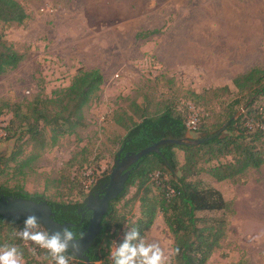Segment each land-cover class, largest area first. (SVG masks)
<instances>
[{
	"label": "rangeland",
	"instance_id": "obj_1",
	"mask_svg": "<svg viewBox=\"0 0 264 264\" xmlns=\"http://www.w3.org/2000/svg\"><path fill=\"white\" fill-rule=\"evenodd\" d=\"M17 1L31 20L23 26L0 21V36L26 57L16 69L0 76V103H18L25 110L38 96L50 98L54 91L69 87L81 68L101 70L104 84L85 110V127L44 149L24 174L15 175L10 168L1 175L0 186L9 190L21 189L55 201H82L75 195L63 197L66 190L54 188L52 181L70 170L67 164L72 157L82 162L85 148L87 162L72 170L73 177L79 174L88 188L110 175L118 138L125 135L114 122L117 112L133 104L155 111L158 103L171 100L188 118L196 114L200 123L239 99L231 81L234 76L251 67L264 68V0ZM149 32L157 33L144 37ZM228 85L231 94L215 100L211 110L195 106L192 92ZM11 118L10 113L0 118V155L7 158L15 150V140L3 138ZM198 136V132L189 133L190 139ZM31 150L26 147L21 159ZM176 154L184 164V153L177 149ZM199 178L221 191L236 211L227 239L208 264L244 259L264 264V167L251 171L246 185L219 183L207 174ZM134 192L131 188L116 209L135 221L140 207L130 200ZM212 215L217 214H199ZM145 240L160 243L166 254L173 251L174 238L162 214ZM37 259L42 261L41 256ZM170 264H174L172 255Z\"/></svg>",
	"mask_w": 264,
	"mask_h": 264
},
{
	"label": "trees",
	"instance_id": "obj_2",
	"mask_svg": "<svg viewBox=\"0 0 264 264\" xmlns=\"http://www.w3.org/2000/svg\"><path fill=\"white\" fill-rule=\"evenodd\" d=\"M30 20L31 16L21 2L0 0V21L4 25L23 26ZM155 33L149 32L144 37ZM137 36L141 38L143 34ZM25 57L0 36V76L16 69ZM232 83L238 90L239 99L227 104L218 114L214 112L212 117H205L200 123L198 120L196 132L199 136L196 139L189 137L187 123L190 117L171 100L158 103L155 111L133 104L132 108L114 115V122L125 130V135L118 138L116 161L129 152L138 153L162 140H197L210 137L223 128L225 131L199 145H163L160 153H152L134 164L125 192L111 203L102 220L101 232L87 252L92 264H113L110 255L113 243H122L125 232L130 228H136L145 238L159 214L163 215L173 235V250L179 249L178 255H172L174 264H208L222 247L228 237L230 220L236 214L234 204L226 200L221 191L208 186L199 177L207 174L219 183L228 181L246 185L250 172L264 167V68H251L237 75ZM103 84L101 70L81 68L69 87L54 91L50 98L38 96L25 110L21 104L1 102L0 118L6 113L12 115L3 128V138L15 140V150L8 158L0 155V177L10 168H13L15 175L24 174L44 149L55 146L61 137L85 127V110ZM230 94V87L224 86L206 89L202 93L192 92L191 96L196 107L211 110L209 106L215 100ZM26 147L32 150L21 159ZM177 149L184 153V164L178 161ZM82 152V162L78 161L77 156L72 157L67 164L70 170L62 172L58 179L52 181L54 188L66 190L67 194L63 197L75 195L82 201H55L44 195H30L21 189L9 190L4 185L0 186V192L5 196L45 201L50 205L56 222L72 223L74 227L69 228L77 234L85 232L92 218L84 209L89 192L96 185L108 182L109 176L89 189L78 179L79 174L73 177L72 170L82 168L83 162H87L88 149ZM11 164L14 166L11 167ZM131 188L135 192L130 200L133 205L138 204L140 207V217L135 221L116 209L117 203ZM202 212L217 215L200 217ZM23 224L24 220L15 222L0 216V246H18L25 264H50V257L44 250L17 236ZM79 224L80 227H77ZM42 229L45 228L42 226ZM37 256H41L42 261ZM77 264L85 263L78 260ZM231 264L250 262L244 259Z\"/></svg>",
	"mask_w": 264,
	"mask_h": 264
},
{
	"label": "clouds",
	"instance_id": "obj_3",
	"mask_svg": "<svg viewBox=\"0 0 264 264\" xmlns=\"http://www.w3.org/2000/svg\"><path fill=\"white\" fill-rule=\"evenodd\" d=\"M17 236L44 250L50 257V264H70L81 253L80 241L85 233L77 234L69 227L49 232L42 229L36 215H29ZM32 251L35 255V248ZM69 252L71 255H68ZM178 254V248L166 254L160 243H147L136 228L127 229L123 242L119 245L114 242L110 253L113 264H170V256ZM0 264H24L22 251L16 245L0 246Z\"/></svg>",
	"mask_w": 264,
	"mask_h": 264
},
{
	"label": "water",
	"instance_id": "obj_4",
	"mask_svg": "<svg viewBox=\"0 0 264 264\" xmlns=\"http://www.w3.org/2000/svg\"><path fill=\"white\" fill-rule=\"evenodd\" d=\"M225 131L221 129L210 137L197 140L179 141V140H162L154 145L141 150L138 153L129 152L123 158L116 161L115 167L109 175V182L105 187L103 196L88 197L86 208L92 211V218L85 236L81 243V253L76 256L85 264H92L87 255L88 250L93 245L96 237L101 232V223L104 216L108 213L111 203L118 199L126 190L127 183L131 175V167L140 159L152 153H160V147L167 144H194L199 145L220 136ZM120 157V156H119ZM29 215H36L41 225L49 232H55L60 227H72V223L61 224L55 221L54 213L47 202H35L30 199L5 196L0 192V216L5 219H12L15 222L24 220Z\"/></svg>",
	"mask_w": 264,
	"mask_h": 264
},
{
	"label": "flooded vegetation",
	"instance_id": "obj_5",
	"mask_svg": "<svg viewBox=\"0 0 264 264\" xmlns=\"http://www.w3.org/2000/svg\"><path fill=\"white\" fill-rule=\"evenodd\" d=\"M109 182V181H108ZM108 182L106 183H101L99 186H95L90 192H89V196L93 195L94 197H99L100 198L103 196V192L105 190V187L107 186ZM88 196V197H89ZM88 200V199H87ZM88 201H86L85 205H84V209L86 210V212L89 214L92 215V211H90L88 208H86V205H87ZM84 209H82L81 211H84ZM85 217V214L84 216ZM81 224L77 225V227H80ZM74 227V226H73Z\"/></svg>",
	"mask_w": 264,
	"mask_h": 264
},
{
	"label": "built area",
	"instance_id": "obj_6",
	"mask_svg": "<svg viewBox=\"0 0 264 264\" xmlns=\"http://www.w3.org/2000/svg\"><path fill=\"white\" fill-rule=\"evenodd\" d=\"M194 111V109H193ZM196 116V114H194ZM192 116L191 118H189V121L187 123V127L189 129V132L193 131V132H196V129H197V116ZM78 262V259L74 258L73 260L70 261V264H77Z\"/></svg>",
	"mask_w": 264,
	"mask_h": 264
},
{
	"label": "crops",
	"instance_id": "obj_7",
	"mask_svg": "<svg viewBox=\"0 0 264 264\" xmlns=\"http://www.w3.org/2000/svg\"><path fill=\"white\" fill-rule=\"evenodd\" d=\"M158 61H159V60H158ZM251 68H254V67H251ZM251 68H248L247 70H245V71L239 73L238 75L243 74V73L249 71ZM236 76H237V75H236ZM236 76H234V77L232 78V80H233ZM232 80H231V81H232ZM228 86H230V85H228ZM230 88H231V87H230Z\"/></svg>",
	"mask_w": 264,
	"mask_h": 264
}]
</instances>
